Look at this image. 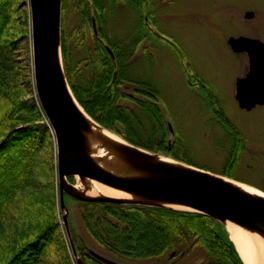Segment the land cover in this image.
<instances>
[{"label":"trees","instance_id":"obj_1","mask_svg":"<svg viewBox=\"0 0 264 264\" xmlns=\"http://www.w3.org/2000/svg\"><path fill=\"white\" fill-rule=\"evenodd\" d=\"M68 2L74 3L81 24L72 34H82L80 40L87 47L86 55L78 61L72 58L65 32ZM118 2L136 12L139 23L145 25L150 35H158L145 23V16L148 20L153 16L151 0H62L63 68L75 99L100 126L127 142L208 170L178 153L177 133L176 139L168 144L169 133L164 111L157 103V89L125 75V66L131 63L139 42L146 36L132 39L127 36L124 41L109 39L105 11L111 12ZM92 14L97 37L92 30ZM87 31L91 45L87 42ZM30 40L27 0H0V264H79L77 260L82 264H104L85 252L75 237L68 243L60 223L55 144L34 94ZM104 43L112 50L115 62ZM186 78L205 83L195 74ZM127 84L146 100L127 94L123 90ZM206 97L214 111L213 105H217L214 97ZM122 100H130L136 107L124 106ZM214 116L224 128H231L234 151L220 174L234 179L233 168L243 139L222 111H214ZM145 118L151 121L149 126ZM67 179L73 181L71 176ZM64 198L68 196L63 195ZM77 202L84 231L116 261L143 263L176 249L185 255L194 251V261L187 264H243L222 225L202 213ZM197 252L202 254L200 260L196 259Z\"/></svg>","mask_w":264,"mask_h":264},{"label":"rangeland","instance_id":"obj_2","mask_svg":"<svg viewBox=\"0 0 264 264\" xmlns=\"http://www.w3.org/2000/svg\"><path fill=\"white\" fill-rule=\"evenodd\" d=\"M151 1L152 21L145 16V23L148 29L158 35L147 32L130 6L118 2L111 12L105 11L109 19L106 32L110 40L124 41L127 36L130 39L146 36L139 42L131 63L125 66V75L148 82L157 89V103L179 137L178 153L189 162L205 167L216 175H221L220 172L234 151L231 128H224L214 116V111H222L243 139V148L238 150L232 180L264 193V106L249 111L239 108L235 100V82L236 78L245 77L248 72V58L243 53H233L226 43L229 37L239 36L256 38L264 43V0ZM246 10L254 11V18L245 19L243 16ZM64 21L68 48L71 49L73 60L78 61L86 55L87 47L80 40L82 34H72L81 27L73 2H68ZM87 34V42L91 45L89 31ZM194 74L205 83L187 80V75ZM123 90L133 97L145 99L144 96L139 97L130 84L124 86ZM205 95L214 97L217 104L213 105L214 111L209 107ZM121 103L136 107L130 100H122ZM144 120L146 126L151 124L147 118ZM175 137L170 138V143ZM65 180L68 181L67 178ZM68 182L73 186L90 185L88 179L81 181L77 176ZM56 183L58 189L57 174ZM64 200L62 207L58 197L60 223L67 242L71 244L73 236L85 252L91 250L112 259L84 231L77 200L71 196ZM221 225L226 231V224ZM253 234H257L264 242V235ZM192 254L194 251L185 255L175 249L158 259L131 264H187L194 261ZM201 258L202 254L197 252L196 259ZM72 259L75 261L76 256L73 255Z\"/></svg>","mask_w":264,"mask_h":264},{"label":"water","instance_id":"obj_3","mask_svg":"<svg viewBox=\"0 0 264 264\" xmlns=\"http://www.w3.org/2000/svg\"><path fill=\"white\" fill-rule=\"evenodd\" d=\"M27 3L34 91L54 138L62 207L63 195L67 194L86 202L186 210L207 215L220 224L229 221L251 233L264 235V197L244 191L232 183V179L179 161L170 163L156 159L155 155L159 154L127 141L116 151L125 158L130 175L115 174L99 166L87 151L83 132L89 128V123L74 102L63 70L62 0H27ZM252 15V12L246 13L247 17ZM91 21L93 33L97 37L93 14ZM227 44L235 53H246L249 62L248 73L235 82V100L239 108L249 111L256 105L264 106V43L256 38L239 36L229 37ZM104 46L115 62L112 50L105 43ZM165 120L170 142L175 131L169 119L166 117ZM68 176H77L81 181H95L136 196L138 201L125 203L113 197H84L76 193L75 187L65 180ZM63 220L66 225V215ZM89 254L104 264H123L91 250ZM78 263L82 264L80 260Z\"/></svg>","mask_w":264,"mask_h":264},{"label":"bare ground","instance_id":"obj_4","mask_svg":"<svg viewBox=\"0 0 264 264\" xmlns=\"http://www.w3.org/2000/svg\"><path fill=\"white\" fill-rule=\"evenodd\" d=\"M73 99L79 111L89 123V128L83 132V135L87 151L91 158L107 171L115 174L130 175L131 173L128 169L125 158L116 151V148L124 144L126 141L98 125V123L93 121L85 113V110L82 106H80L74 96ZM155 158L170 163L175 161L170 157L162 155H155ZM231 182L248 193L264 197L263 192L254 189L251 186L235 180H231ZM74 187L76 189V193L84 197H113L121 199L125 203L138 201L136 196L116 191L95 181H90V185L88 187H82V185L79 184H76ZM225 224L226 231L229 233V238L233 242L243 263L264 264V242L259 238V236L232 222L227 221Z\"/></svg>","mask_w":264,"mask_h":264},{"label":"flooded vegetation","instance_id":"obj_5","mask_svg":"<svg viewBox=\"0 0 264 264\" xmlns=\"http://www.w3.org/2000/svg\"><path fill=\"white\" fill-rule=\"evenodd\" d=\"M249 12H252V13H253V15H252L251 17H247V16H246V13H249ZM254 15H255L254 11H252V10H246V11H244V16H243V17H244L245 19L249 20V19L254 18ZM260 41H261V40H260ZM226 43H227V40H226ZM228 46H229V45H228ZM229 47H230V46H229ZM231 51H232V50H231ZM232 52H233V51H232ZM233 53H235V52H233ZM235 54H241V53H235ZM243 54L247 57V54H246V53H243ZM247 58H248V57H247ZM248 70H249V62H248ZM247 73H248V72H246V74H247ZM246 74H245V75H246ZM238 78H239V77H238ZM236 79H237V78H236ZM195 88H197V87H195ZM257 106H262V105H256L255 107H257ZM255 107H254V108H255ZM254 108H253V109H254Z\"/></svg>","mask_w":264,"mask_h":264}]
</instances>
